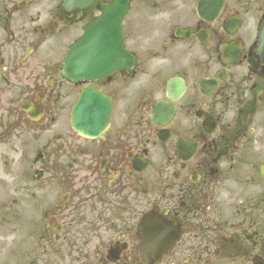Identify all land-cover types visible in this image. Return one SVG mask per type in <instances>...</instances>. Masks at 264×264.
<instances>
[{"label": "flooded vegetation", "instance_id": "flooded-vegetation-1", "mask_svg": "<svg viewBox=\"0 0 264 264\" xmlns=\"http://www.w3.org/2000/svg\"><path fill=\"white\" fill-rule=\"evenodd\" d=\"M109 1L66 12L63 0H0V144L8 159L0 264H145L135 244L143 206L182 224L180 242L156 264H264V0H225L212 22L197 16L198 0H139L123 21L136 66L96 82L114 112L102 136L85 139L62 124L81 84L62 75L61 34ZM232 17L240 25L229 34ZM179 29H190L187 40ZM229 41L242 46L241 57L205 94L200 79L227 67L220 53ZM201 45L216 56L194 53ZM172 77L187 89L160 142L151 110L170 100ZM24 102L42 109L38 122ZM35 124L39 131H30ZM183 137L197 145L186 160L174 155ZM23 158H32L29 167ZM112 242L127 244L114 262L106 257Z\"/></svg>", "mask_w": 264, "mask_h": 264}]
</instances>
